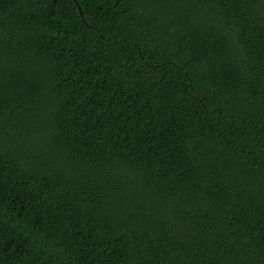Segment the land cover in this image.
I'll return each mask as SVG.
<instances>
[{
	"label": "trees",
	"instance_id": "1",
	"mask_svg": "<svg viewBox=\"0 0 264 264\" xmlns=\"http://www.w3.org/2000/svg\"><path fill=\"white\" fill-rule=\"evenodd\" d=\"M0 264H264V0H0Z\"/></svg>",
	"mask_w": 264,
	"mask_h": 264
}]
</instances>
